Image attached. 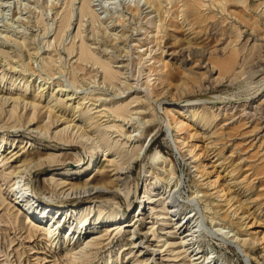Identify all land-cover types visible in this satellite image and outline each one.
Wrapping results in <instances>:
<instances>
[{
	"label": "rangeland",
	"instance_id": "rangeland-1",
	"mask_svg": "<svg viewBox=\"0 0 264 264\" xmlns=\"http://www.w3.org/2000/svg\"><path fill=\"white\" fill-rule=\"evenodd\" d=\"M87 2L91 12H81L82 0H0V154L8 157L0 166V264H164L172 260L166 248L181 236L168 231L190 218L192 253L204 263L264 264V0ZM67 11L70 20L62 24ZM104 65L113 77H106ZM34 104L30 126L52 119L50 135L69 124L91 135L87 141L70 129L60 133L72 148L87 151L84 163L57 169L45 161L21 177L20 160L47 145L7 129L16 121L25 126ZM172 107L170 126H163L161 113ZM87 108L95 118L85 119L80 110ZM178 119L186 125L180 148ZM144 139V147L151 139L145 155L122 169V196L51 191L60 188L54 180L61 171L75 172L73 181L80 183L98 177L107 159L128 152L127 160ZM156 152L169 162L156 159ZM92 162L94 168L81 170ZM144 176L149 188H170L175 219L165 223L141 206L137 223L125 226L139 212L143 188L140 195L135 191ZM22 180L32 188L15 203L13 190ZM128 191L131 208L123 198ZM39 196L88 207L63 217L46 236L39 225L24 222V200ZM85 214L99 217L101 228L75 234ZM113 221H121L119 227L112 229ZM106 232L104 242L85 244Z\"/></svg>",
	"mask_w": 264,
	"mask_h": 264
},
{
	"label": "bare ground",
	"instance_id": "bare-ground-1",
	"mask_svg": "<svg viewBox=\"0 0 264 264\" xmlns=\"http://www.w3.org/2000/svg\"><path fill=\"white\" fill-rule=\"evenodd\" d=\"M84 11L85 12L86 11L91 12L90 5L87 2V0H82L81 12H84ZM70 16H71L70 11H67L62 18V24H65L68 20H70L69 19ZM86 49L82 50L84 56L88 55L87 53H89V52H87V53L85 52ZM104 68H105L104 72H105L106 77H113L114 72L111 69H109L108 66H105ZM212 99L214 101L216 100V98H214V97ZM217 101H219V99ZM124 104H126V103H124ZM187 104L191 105L192 102L187 103ZM36 108H37V106L34 104V108L32 111L33 112L32 117H31V119H29L26 122L25 126L22 123L18 124L16 121L14 123H11L9 128L7 127L8 128L7 132L10 133L15 138L23 137V135H24V137L27 136L30 141H36V140L42 141V142H45L47 145L45 148H41V150L38 151V153L31 155V157H24L22 160H20V163L18 165H16V168H17L18 172L21 173V177H24V174H26L27 172L32 173V172H36V171L42 169V167L45 165V163H44L45 161H48L49 162L48 165L54 166V167H56L57 165H62L64 167L66 165H69L70 161L71 162L72 161H78V164L76 165L77 167L79 166L81 161H83V163H84V161L86 160V157H87V151L86 150H80L78 148H72L71 144L69 143L70 140L65 141V139L63 138L62 135H60V133L67 134V132L70 129L72 131V134H74L75 137H80V138L85 139L87 141H89L91 139L90 138L91 135H89L87 131L83 130L81 125L78 127L76 126L75 129H73V128L71 129V127H70L71 124L61 128L58 131L54 130L55 133L53 135H50L49 126L51 124L50 122L52 119L51 120L49 119L48 122H44L43 124H39L37 126L32 127L30 125L34 122V119L36 117ZM89 109L90 108H87L86 110H80L82 114L86 115V117H85L86 120H91V119L96 117L92 112H90ZM115 109L118 111V113H122L125 109V106L119 105ZM115 109H113V110H115ZM174 111H175V108L172 107L167 113L164 111H163V113H161V119L160 120L163 121L164 125L162 123L160 125V123H159L160 128H162V125L166 126L165 125L166 123L170 126V120L168 118V115L169 114L174 115V113H175ZM99 114H101V112ZM49 118H50V115H49ZM27 124H29V125H27ZM176 124H177V133L176 134L178 137L177 140L180 141V143L178 144V147L180 148L179 145L183 144V140H181V136H182V133L186 130V125H185V122L183 119L176 120ZM159 125H158V127H159ZM110 126H112V125H110ZM57 134H59V135L57 136ZM128 136L131 137V134H128ZM54 138L57 139L58 141L54 140ZM146 139H144L142 143L137 145L139 147V148H137L138 150H136V148H134L136 151L134 149H132L130 151L129 158L127 160H125V158L128 157V152H125V153L121 152L119 154L120 158L118 160L116 158L107 159L106 156H104L103 159L101 157L99 162H101L102 160H105V159H107L108 161L106 160L107 164H105L100 170H98V177H95V176L88 177L80 183L77 181H73V179L78 178L76 176H73L75 172L67 173V172H69L68 170L67 171H61V173H59L60 177L57 176L56 179L54 180V182L56 183L57 186L58 185H61V186H60V188L58 187L59 189L52 188L51 191L56 192V190H57L58 192L64 193L66 195H69L72 193H74V194L80 193L79 194L80 198L84 197L86 195L90 196L92 194H100V193H111V194H117V195L119 194L122 196V193L120 191L118 192V190L122 189L121 188L122 183H124L126 186V181L124 180L123 175H122L123 174L122 169H125L127 167L126 164L128 162L133 161L134 159L139 158L140 156L143 157L145 155V152L147 150V146L149 145L152 138L149 139L148 143L144 147ZM2 147H3V144L0 143V149H2ZM143 148H145V149H143ZM43 149H45V150L46 149L47 150H50V149L63 150L64 149L66 151L64 153H61V154L58 153L57 154L55 152H50V151L44 152ZM142 149H143V151H142ZM67 150H69V151H67ZM13 151H15V150L14 149L8 150V152H13ZM100 152L101 151H99V154H100ZM1 155H2V153L0 154V166L5 165L8 162V160H7L8 157H4ZM12 155H13V153H12ZM160 156H162V155L159 152L155 153L156 159H161ZM153 159H154V157H153ZM161 161L165 162V163H167V161L169 162V160L167 158L163 159V157H162ZM108 162H109V164H108ZM92 164H93V168L96 166V163L92 162V163L82 167L81 170L87 171L92 166ZM109 165H114L116 171L113 173H110V169L107 168V166L109 167ZM119 169L121 171H118ZM67 175H71V176L67 177ZM148 179H149L148 177L144 176L145 184L141 183V185H140L138 183L136 185L135 193H139V195H140V192L143 188V194H142L141 199L139 200L140 201L139 202L140 207H138V208L135 207V209H134V210H136V208H137L139 212L134 213L129 221L124 220L123 221L124 224L127 223V224H125V226L126 225L131 226V225L136 224L137 221L140 219L139 216L141 214V211H143V209L146 210V208H147V210H149V213L153 215V217L154 216L156 217L158 215V216H160V219H162L165 223H168V222L175 219L173 212H175L177 210V204H175L174 202L173 203L171 202L172 195L170 193L171 192L170 188L168 189L164 185H163L164 187L162 190H161L162 186H155V187L149 188L150 182L148 181ZM29 188H32L31 183L29 181L24 180L21 184H19L13 190V192H14V199L13 200L15 201V203L18 202L19 197L22 196L24 193H26L29 190ZM163 191H165V192H163ZM173 194H174V192H173ZM123 198H124V202L128 203L130 200V191H128L126 193V195H124ZM41 199H44V197H41V196L32 197L30 199L26 198L24 200L23 205L26 207L24 222L26 224L35 223V224L39 225L40 228L43 230V233L46 234V236L52 235L53 233H55V231L57 230V228H58L63 217H67L68 214H70V216H72V215H74V213L76 215H78V214L81 215L82 213L84 214L85 210L88 207V206H82V207L79 206L78 207L75 205L77 200L69 203L70 201L66 198L65 199L63 198L60 201H52V202H51V200H50V202L41 201ZM31 201H33V202H31ZM132 205L130 203H128V206L130 208L132 207ZM141 206H144V208L142 209ZM136 215L138 216V218H135ZM190 220H191V218L188 219L184 223H181L182 221L177 220L175 222V225L173 226V229L168 231L169 235L174 234L175 232H178L181 236H180V240L177 241V244L175 246L172 245L169 248H166V249H170V251L172 252V254L170 255V256H172V260L169 262L168 261L164 262V264H206L201 260L202 255H196L197 253H192L193 245L190 244L189 241L194 238L195 233L189 232L190 228H188V225L190 224ZM80 223H81L80 224L81 226L77 227V230L74 231L75 234L77 231L79 233L82 232L83 228H85V230H87V229H100L101 228L99 217L90 218L89 214H85L80 219ZM120 223H121V221H119V222L113 221L112 223H110V226L112 227V229H114V228L119 227L117 225ZM151 227L152 226H149L148 229H151ZM78 228H80V229H78ZM108 231H109V229H107V232ZM107 232L101 233V234L96 235V236H92L90 239L85 241V244H87V245L88 244H100V243L104 242L106 235H107ZM129 241L132 245V248L134 249L137 246V241L133 238L130 239ZM165 243H172V242H169V238H166ZM173 243H176V242H173ZM156 245L161 246L160 242ZM138 247H140V246H138ZM159 248H161V247H159ZM241 250L246 256H250V253L248 252L249 250L247 251L243 244H242ZM136 251H138L139 256L144 255V253L140 254L142 249L137 248ZM167 256H168V254H167ZM180 261H182V262H180Z\"/></svg>",
	"mask_w": 264,
	"mask_h": 264
}]
</instances>
